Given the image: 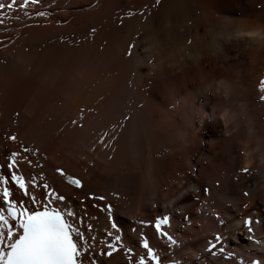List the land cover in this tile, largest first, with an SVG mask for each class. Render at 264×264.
I'll use <instances>...</instances> for the list:
<instances>
[{
	"label": "bare ground",
	"instance_id": "obj_1",
	"mask_svg": "<svg viewBox=\"0 0 264 264\" xmlns=\"http://www.w3.org/2000/svg\"><path fill=\"white\" fill-rule=\"evenodd\" d=\"M5 197L79 264H264V0H0V261Z\"/></svg>",
	"mask_w": 264,
	"mask_h": 264
},
{
	"label": "rangeland",
	"instance_id": "obj_2",
	"mask_svg": "<svg viewBox=\"0 0 264 264\" xmlns=\"http://www.w3.org/2000/svg\"><path fill=\"white\" fill-rule=\"evenodd\" d=\"M29 9L31 10V9H33V6H30L29 7ZM207 114V115H206ZM209 114L208 113H205L204 115H203V117H207V119H209V117H210V115L208 116ZM199 116H200V113H197V115H196V117H197V119L199 118ZM220 118V117H219ZM220 123L222 124L223 122H222V119H220ZM241 173H245V170L243 169V170H241ZM11 182V181H10ZM117 197V196H116ZM198 208H200V207H198ZM219 223V224H218ZM218 223H216L217 225H221V223H222V221H218ZM188 224V223H187ZM213 255V253H211V256Z\"/></svg>",
	"mask_w": 264,
	"mask_h": 264
}]
</instances>
